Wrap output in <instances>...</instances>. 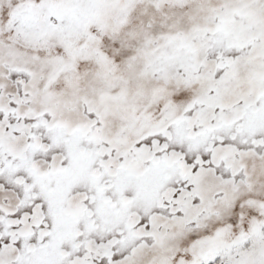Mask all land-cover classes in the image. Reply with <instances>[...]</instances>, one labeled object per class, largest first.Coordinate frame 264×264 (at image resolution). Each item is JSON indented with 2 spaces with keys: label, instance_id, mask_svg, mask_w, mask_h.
Segmentation results:
<instances>
[{
  "label": "snow or ice",
  "instance_id": "1",
  "mask_svg": "<svg viewBox=\"0 0 264 264\" xmlns=\"http://www.w3.org/2000/svg\"><path fill=\"white\" fill-rule=\"evenodd\" d=\"M0 264H264V0H0Z\"/></svg>",
  "mask_w": 264,
  "mask_h": 264
}]
</instances>
